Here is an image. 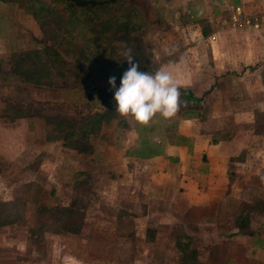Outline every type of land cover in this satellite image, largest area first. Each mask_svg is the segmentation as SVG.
I'll list each match as a JSON object with an SVG mask.
<instances>
[{"label":"crops","instance_id":"0c3cea01","mask_svg":"<svg viewBox=\"0 0 264 264\" xmlns=\"http://www.w3.org/2000/svg\"><path fill=\"white\" fill-rule=\"evenodd\" d=\"M140 1L143 22L154 26L142 72L169 71L200 99L198 106L170 120L157 115L146 126L121 116L105 135L102 122L116 118L109 92L92 104L89 150L79 152L54 136L35 109L83 111L87 101H68L78 90L55 79L23 82L20 115L11 121L5 111L0 122V138L10 142L4 160L18 144L14 160L27 152L51 165L49 175L66 179L50 187L49 211L68 218L49 237L76 242L79 264H264V0ZM236 8L257 18V26L231 28ZM90 192L109 201L83 196ZM9 239L1 234L0 244ZM0 264L42 263L17 254L0 257Z\"/></svg>","mask_w":264,"mask_h":264},{"label":"rangeland","instance_id":"374dc122","mask_svg":"<svg viewBox=\"0 0 264 264\" xmlns=\"http://www.w3.org/2000/svg\"><path fill=\"white\" fill-rule=\"evenodd\" d=\"M28 8L31 9L28 0H0V122L5 111L11 121L20 115L22 109H17L15 105L21 97L25 98V93L17 86L19 84L23 86V82L31 84L30 78L33 74L38 76V72H40L39 80H41L34 83L41 84L45 80L50 84L55 79L58 87L77 89L78 93H81V97L79 94L75 97L71 95V98L65 96L70 98L68 101L76 102V99L87 101V104L83 102L86 104L83 106V111L74 110L70 106L62 109L54 106V109L49 108V110L47 107L40 106L35 109V112H40L41 116L49 120L53 135L62 139L65 135L63 133H68L71 129H76L94 118L92 116L96 112L91 115L92 104L100 105L105 101V97H110L109 92L113 91L110 85L101 78L99 72L92 71L95 58H100L104 62L119 56V59L123 60L122 52L127 49H131L132 55L133 50H138L137 52L141 56L152 54L151 41L149 42L147 35L154 30V26H146L143 22L140 15L146 14V10L144 11L140 0H118L116 6H113L110 11H103L104 16L117 25H124L126 30L110 32L115 41L109 44L102 43V41V45L92 46L93 44L88 42L94 38V34L87 31L88 28L85 29L82 25L78 27L70 23L73 13L60 10L59 14H50L49 9H43L37 14L38 17H33ZM52 8L59 9L54 6ZM77 16L82 21L85 19L84 14ZM101 22L103 23V21ZM99 24V22L98 25L93 23L89 28L95 26L98 29ZM55 52L59 55L58 58L51 56ZM155 65L153 62L152 66L155 67ZM128 67V63L123 64L125 71ZM90 88L95 90H90ZM101 91H106L108 94L102 95ZM112 103L115 105L112 108L116 109L115 101ZM4 107H7V110H4ZM101 111L103 113L104 109ZM114 116L116 118L112 121L102 122L101 129L106 133L105 135H108L112 125L117 122L120 124L119 120L123 119L115 110ZM132 123L140 126L136 121H132ZM59 127L61 128L59 129ZM89 132L91 133V131ZM6 143H10L9 139H6L5 135L2 137L1 134L0 235L8 233L10 239L5 244H0V257H13L19 254L30 262L49 264V260L54 259V264H79L76 255L78 253L76 242L70 245L67 244V241L53 240L49 237L53 228L61 227L64 220L68 218V215L62 216L60 209L49 211L50 187L56 181L63 182L66 179L59 180L58 176L49 175L51 165L42 158L31 156V160L27 152L23 153V158L20 156L14 160L21 151L18 144L11 143V147L6 145L10 149L6 151L9 159L5 161L3 157L5 152L3 153L2 149ZM13 145L16 146L14 151ZM29 165H32L31 169L26 170ZM54 180L56 181L53 182ZM56 185L60 188V184ZM63 193L68 194L67 191ZM83 196L88 199L94 196L95 200L101 201L104 198L105 202L109 201V197L102 192H92L90 196L84 193ZM53 201L56 202L55 199ZM103 207L105 208V206ZM76 208L73 209V212L76 211L74 215L78 216ZM107 210L109 211L108 208ZM77 216L74 217V220H77ZM2 225L5 228H2ZM84 244L85 247H88L87 243ZM82 257L84 258L83 255ZM136 264H144V260H139Z\"/></svg>","mask_w":264,"mask_h":264},{"label":"trees","instance_id":"16d2710c","mask_svg":"<svg viewBox=\"0 0 264 264\" xmlns=\"http://www.w3.org/2000/svg\"><path fill=\"white\" fill-rule=\"evenodd\" d=\"M2 1H10V0H2ZM118 0H107V1H99V0H28V2L31 4V15L33 17H38V13L43 11V9H49L50 14H59L61 11H68L71 14L70 17V23L74 24V26H80L82 25L83 28L87 29V31L94 34V38L90 40L88 43H92V46L102 45V43L109 44L114 40L113 34L117 30H126L124 25H117L114 23V21L107 20L104 16V12H108L112 9L113 6H116ZM59 7L58 10H55L52 7ZM102 11V12H101ZM104 11V12H103ZM78 14H84L85 19L82 21L77 16ZM93 14V15H90ZM101 16V18H100ZM138 17V16H137ZM139 18V17H138ZM141 22V19H139ZM103 21V23L101 22ZM98 22L100 23L98 29H96L95 26H91V24L98 25ZM109 31V33H108ZM129 30H127L128 32ZM130 32V31H129ZM108 33V34H107ZM89 38V37H87ZM103 41V42H102ZM102 42V43H101ZM87 43V42H86ZM128 44V43H127ZM80 46V45H79ZM81 49V47H80ZM138 50H133V57H134V63L139 64V71H143L148 65L147 57H151V54L141 56L137 52ZM138 54V55H137ZM51 56L54 58L58 54L52 53ZM117 58H114L112 60L108 61H102V59L95 58V65L92 71H96L100 73V76L102 79H106L109 81V78L112 76L116 77V87L119 88L120 81L122 78L123 73L125 70L123 69V64L127 63L124 59H119V56H116ZM91 69V68H90ZM40 72H38V76L33 74V76L29 79L32 83L37 81L36 79L39 78ZM180 90V100H181V111H187L195 109L200 102V99H197L193 93L189 90H185L182 88H179ZM114 100V95L113 98ZM40 107L41 105H37V107ZM46 106V105H42ZM54 105L49 104V107H52ZM57 107H61L62 105H56ZM17 117V116H16ZM14 119V118H13ZM94 118H91L86 123H84L82 126L77 127L76 129H71L68 133L65 132L63 134V141L64 145L66 147H73L77 151H84L86 152L89 150V144L87 142L88 135L90 134L89 126L93 125ZM61 127H59L60 129ZM61 214H64V212L61 210ZM66 226V225H65Z\"/></svg>","mask_w":264,"mask_h":264},{"label":"clouds","instance_id":"9594fccd","mask_svg":"<svg viewBox=\"0 0 264 264\" xmlns=\"http://www.w3.org/2000/svg\"><path fill=\"white\" fill-rule=\"evenodd\" d=\"M122 56L129 67L122 75L119 88L115 76L108 81L114 91L115 111L145 126L157 115L165 120L174 118L181 106V94L173 75L163 68L154 73L139 71L131 49L123 51Z\"/></svg>","mask_w":264,"mask_h":264},{"label":"built area","instance_id":"2783aa9c","mask_svg":"<svg viewBox=\"0 0 264 264\" xmlns=\"http://www.w3.org/2000/svg\"><path fill=\"white\" fill-rule=\"evenodd\" d=\"M229 25L233 29L240 28L242 26H257V18L246 16L239 8L233 11ZM214 40V37H211Z\"/></svg>","mask_w":264,"mask_h":264}]
</instances>
